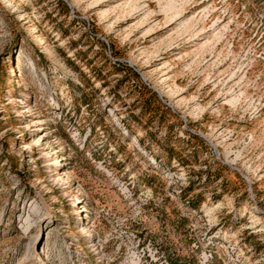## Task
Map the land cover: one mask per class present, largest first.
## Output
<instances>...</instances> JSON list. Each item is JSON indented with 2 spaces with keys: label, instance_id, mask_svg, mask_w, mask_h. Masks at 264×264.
<instances>
[{
  "label": "rangeland",
  "instance_id": "obj_1",
  "mask_svg": "<svg viewBox=\"0 0 264 264\" xmlns=\"http://www.w3.org/2000/svg\"><path fill=\"white\" fill-rule=\"evenodd\" d=\"M0 264H264V0H0Z\"/></svg>",
  "mask_w": 264,
  "mask_h": 264
}]
</instances>
